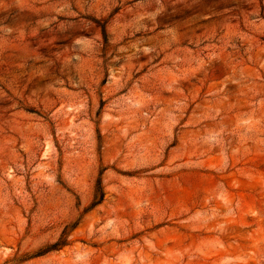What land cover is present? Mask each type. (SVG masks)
I'll return each mask as SVG.
<instances>
[{
	"label": "rangeland",
	"instance_id": "obj_1",
	"mask_svg": "<svg viewBox=\"0 0 264 264\" xmlns=\"http://www.w3.org/2000/svg\"><path fill=\"white\" fill-rule=\"evenodd\" d=\"M0 264H264V0H0Z\"/></svg>",
	"mask_w": 264,
	"mask_h": 264
},
{
	"label": "trees",
	"instance_id": "obj_2",
	"mask_svg": "<svg viewBox=\"0 0 264 264\" xmlns=\"http://www.w3.org/2000/svg\"><path fill=\"white\" fill-rule=\"evenodd\" d=\"M101 34H102L103 39L105 40L106 35H105L104 28H102ZM101 173L102 172L100 171L99 176L97 177L95 184H94V193H93L92 201L89 204V206L84 210V212H88L92 210L94 207H96L103 201L104 193H103L102 181L100 178ZM77 224L78 223L75 222V223L65 226L62 232L60 233L58 239L55 242L48 244L45 247L41 248L40 250L35 252L33 255L28 257V259L38 258V257L44 256L51 252H57V251L62 250L66 246H68L70 243L68 240V236L70 232H72L76 228Z\"/></svg>",
	"mask_w": 264,
	"mask_h": 264
}]
</instances>
